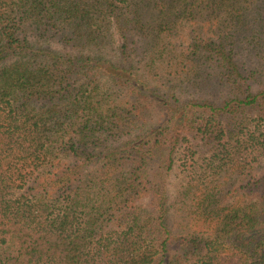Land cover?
Instances as JSON below:
<instances>
[{"label":"trees","instance_id":"16d2710c","mask_svg":"<svg viewBox=\"0 0 264 264\" xmlns=\"http://www.w3.org/2000/svg\"><path fill=\"white\" fill-rule=\"evenodd\" d=\"M0 264H264V0H0Z\"/></svg>","mask_w":264,"mask_h":264},{"label":"rangeland","instance_id":"374dc122","mask_svg":"<svg viewBox=\"0 0 264 264\" xmlns=\"http://www.w3.org/2000/svg\"><path fill=\"white\" fill-rule=\"evenodd\" d=\"M209 153L203 154L200 163L202 162V159L205 161H208ZM203 161L202 165H205L206 162ZM181 161L177 160L176 166L174 167V170L171 172V175L168 177V191L170 193V196H174L176 193V189L179 186V175H181Z\"/></svg>","mask_w":264,"mask_h":264}]
</instances>
